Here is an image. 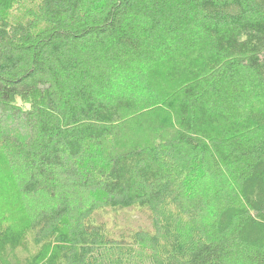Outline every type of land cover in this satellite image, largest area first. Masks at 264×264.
I'll return each mask as SVG.
<instances>
[{
	"label": "trees",
	"instance_id": "16d2710c",
	"mask_svg": "<svg viewBox=\"0 0 264 264\" xmlns=\"http://www.w3.org/2000/svg\"><path fill=\"white\" fill-rule=\"evenodd\" d=\"M0 264H264V0H0Z\"/></svg>",
	"mask_w": 264,
	"mask_h": 264
}]
</instances>
